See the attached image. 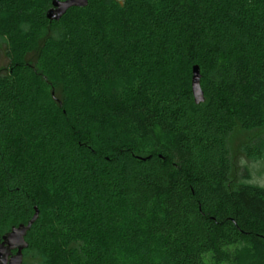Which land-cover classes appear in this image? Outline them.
Listing matches in <instances>:
<instances>
[{
	"label": "trees",
	"instance_id": "1",
	"mask_svg": "<svg viewBox=\"0 0 264 264\" xmlns=\"http://www.w3.org/2000/svg\"><path fill=\"white\" fill-rule=\"evenodd\" d=\"M52 1L0 0V236L39 211L22 264H264V188L225 143L264 130V0Z\"/></svg>",
	"mask_w": 264,
	"mask_h": 264
},
{
	"label": "rangeland",
	"instance_id": "2",
	"mask_svg": "<svg viewBox=\"0 0 264 264\" xmlns=\"http://www.w3.org/2000/svg\"><path fill=\"white\" fill-rule=\"evenodd\" d=\"M8 40V36H0V75L5 73L7 67ZM225 139L231 160L233 181L236 184H249L264 188V130L246 131L235 128L226 135ZM246 147L257 149L261 157L248 156Z\"/></svg>",
	"mask_w": 264,
	"mask_h": 264
},
{
	"label": "water",
	"instance_id": "3",
	"mask_svg": "<svg viewBox=\"0 0 264 264\" xmlns=\"http://www.w3.org/2000/svg\"><path fill=\"white\" fill-rule=\"evenodd\" d=\"M88 0H53L46 12L49 21H58L70 8H84ZM191 90L196 105L204 101V95L200 87V72L197 66L193 67L191 78ZM39 211L35 209L32 218L26 224L12 227L7 233L0 236V264H22L23 251L27 249L25 241L27 232L37 220Z\"/></svg>",
	"mask_w": 264,
	"mask_h": 264
}]
</instances>
